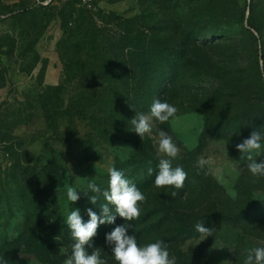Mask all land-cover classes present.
Here are the masks:
<instances>
[{
  "label": "rangeland",
  "instance_id": "obj_1",
  "mask_svg": "<svg viewBox=\"0 0 264 264\" xmlns=\"http://www.w3.org/2000/svg\"><path fill=\"white\" fill-rule=\"evenodd\" d=\"M157 99L176 116L152 118L142 139L130 120L150 115ZM256 129L264 131V0H0V257L8 264H63L72 244L39 248L56 222L67 225L76 208L86 221L83 202L96 195L87 185L106 190L109 168L151 167L153 177L166 158L160 130L180 149L173 167L189 175L174 197V188H138L141 216L154 213L152 223L172 209L164 238L192 234L167 243L177 264H243L248 249L264 247V177L252 176L236 148ZM251 200L254 222L223 219ZM202 222L213 236L201 241ZM34 229L40 241L26 247ZM92 246L89 254L117 264L112 246Z\"/></svg>",
  "mask_w": 264,
  "mask_h": 264
},
{
  "label": "clouds",
  "instance_id": "obj_2",
  "mask_svg": "<svg viewBox=\"0 0 264 264\" xmlns=\"http://www.w3.org/2000/svg\"><path fill=\"white\" fill-rule=\"evenodd\" d=\"M176 113L177 108L174 105L157 99L151 105L150 115L136 113L130 122L133 131L143 139L145 135L153 131L152 118L164 124L175 118ZM236 148L242 154L241 156H246L249 161L248 170L252 176L264 177V161L256 162V157L264 155V131L253 130L248 138L236 144ZM158 151L166 158L159 160L158 172L154 179L155 187L182 189L187 173L182 167H173L172 164V161L179 156L180 149L172 137L163 130L159 131ZM207 164L208 161L200 157L196 166L203 169ZM147 172L152 175L153 169L149 167ZM108 173L110 179L106 190L102 191L94 181L87 185V188L96 194L89 196L92 204L97 203L100 195L105 199L106 203L101 205L102 215L98 216L89 208L87 209L89 220L85 222L80 215V209L76 208L71 210L67 216L66 223L74 243L71 255L63 261V264H107L97 250L92 251L91 254L87 250L92 246L99 225L113 224L117 215L126 222L139 220L141 216V205L146 202L145 194L130 179L126 178L124 172L113 167L108 169ZM83 192L88 195V191ZM171 195L174 197L177 192L173 191ZM67 198L74 203L80 199V196L74 187L68 186ZM109 205L114 206L115 214ZM195 228L201 234V241L213 236L212 229L205 227L203 222L196 224ZM106 243L112 246V256L117 264H177L176 258L170 256L168 245L164 241L158 240L140 246L135 235H128L127 225L117 226L106 234ZM0 264H8L5 257H0ZM243 264H264V247L248 249Z\"/></svg>",
  "mask_w": 264,
  "mask_h": 264
},
{
  "label": "trees",
  "instance_id": "obj_3",
  "mask_svg": "<svg viewBox=\"0 0 264 264\" xmlns=\"http://www.w3.org/2000/svg\"><path fill=\"white\" fill-rule=\"evenodd\" d=\"M66 3L79 4V0H70ZM150 80L152 83L154 81V78L151 77ZM202 136H203V133L201 134V137L199 139L198 146L192 151V153H194L196 155V157L203 152L205 145H206L204 143V140L202 139ZM181 167L187 173V176H188L189 175V168L187 166H181ZM119 170L122 172H124V171L130 172L129 173V176H130L129 179L133 181V183L137 186V188H141V189H147L149 186L154 184L155 175L157 174V170H154L155 174L153 177L147 176L146 166H121ZM143 176H145V177H143ZM206 178L207 179L209 178L208 175L206 176ZM186 182H187V179H186ZM175 191H178V190L175 189ZM89 204H92V203L90 202L89 197H87L86 201L83 202V205L85 206L84 211L86 213V221L85 222H87L89 220V217L87 215V209H89V207H88ZM103 204H105V203L98 199L96 205H98V207H101V205H103ZM109 207L112 208V211L115 214L114 206L109 205ZM258 209H259V203L251 200V201L247 202L246 205H244L237 212V214L235 216H233V217H231V216L225 217L224 216L223 219L227 220V221L243 220V221L254 222L255 219H252L251 216H252V214L257 212ZM171 210H170V213L172 212ZM100 213L101 214H99L98 216L102 215V208H101ZM159 213H162V212H159ZM170 213H167V215L164 218H161L159 221H155L152 223H149V220L152 217H154V213H152V212H146V214H143L142 216H140L139 220H136L133 222H126L123 218H121L117 215L116 220L113 224L104 223V224L99 225V227L97 229V234L93 238L92 245L93 246L96 245L97 249L100 246H102V248H104V246L108 245L106 243V234L110 233L117 226H125V225H127V227H128V235H135L137 238V243L140 246H145L148 243L156 242L158 240H162L167 244V243H174L177 239L184 240V239H188L189 237H192L191 236L192 234H190V232H181V231L175 230L174 232H171L172 234L169 235L168 239L164 238V235H162V233H161V231H162L161 228L163 225L169 224L168 222L171 223V219H172L171 214H173V213H171V214ZM169 225H172V224H169ZM35 231L36 230L34 229V231L27 233V235L25 237L26 238L25 242H26V245H28V246H26V247H29V244L33 245L34 242L36 243V242L40 241L39 236H36L37 231L36 232ZM53 239L62 240L66 244H72L73 245V243H74V240L71 236L70 229L68 228V226L66 224L62 223L61 221L56 222L54 228L52 229V233H51L49 240L47 239V243L45 242V244H42L39 248L40 249H44L46 247L50 248V246H46V245L48 243H50L51 241H53ZM55 245L56 244H53V246H55ZM11 246H14V244ZM9 247L7 246L5 248L8 249ZM25 250H27V248H25Z\"/></svg>",
  "mask_w": 264,
  "mask_h": 264
},
{
  "label": "built area",
  "instance_id": "obj_4",
  "mask_svg": "<svg viewBox=\"0 0 264 264\" xmlns=\"http://www.w3.org/2000/svg\"><path fill=\"white\" fill-rule=\"evenodd\" d=\"M63 3H66L70 0H60ZM95 0H79V4L83 6H90Z\"/></svg>",
  "mask_w": 264,
  "mask_h": 264
},
{
  "label": "crops",
  "instance_id": "obj_5",
  "mask_svg": "<svg viewBox=\"0 0 264 264\" xmlns=\"http://www.w3.org/2000/svg\"><path fill=\"white\" fill-rule=\"evenodd\" d=\"M199 142V141H198Z\"/></svg>",
  "mask_w": 264,
  "mask_h": 264
}]
</instances>
